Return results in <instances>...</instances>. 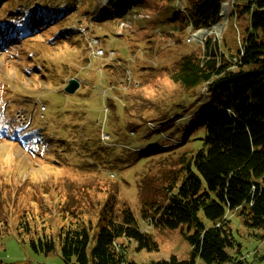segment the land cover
I'll return each mask as SVG.
<instances>
[{"label": "trees", "instance_id": "1", "mask_svg": "<svg viewBox=\"0 0 264 264\" xmlns=\"http://www.w3.org/2000/svg\"><path fill=\"white\" fill-rule=\"evenodd\" d=\"M94 1L80 0L81 4L77 5V0H10V6L16 9L18 2L20 6H34L35 12L48 15L55 22L53 31L57 35L70 19V6H79L77 10L81 15L89 14ZM174 1L115 0L114 5L121 16L135 6L136 12L154 13V19L144 17L139 24L147 21L155 29L161 22L185 31L190 23L200 28L221 20L223 0H187L188 17L181 18ZM234 6L236 15L233 13L230 26L238 25L239 34L242 29V46L239 47L237 39L235 48L232 46L228 36L232 32H229L223 40L207 38L202 53L194 50L184 55L167 73L178 88L159 110L151 111L155 103L142 101L138 94L126 97L125 92L117 90L118 96L114 97L121 99L128 112L129 97H134V105H139L136 116L162 122L156 123L157 127L146 137L161 133L158 128L170 133L176 123L188 120L190 114L188 117L182 114L180 106L204 105L195 120L188 124L190 130L183 139L186 142L189 136L190 139L201 138L200 148L188 146L180 151L177 150L179 145L169 148L155 162H150L140 184L142 219L152 227H187L183 230L192 244L191 256L180 259L172 255L150 264H199V258L208 264H245L244 258L230 250L237 248L239 252L240 244L227 215L229 210L243 216L245 226L260 231L257 235L264 238V0H235ZM170 10L173 15L163 19L162 14ZM101 13L99 20L113 18L111 9L106 8ZM243 16L248 17L244 25L240 24ZM178 21L179 26L175 24ZM60 32L68 35L70 31ZM40 33L25 36L24 46H29L28 42L37 45L36 42L44 39ZM234 36L235 33L233 40ZM76 42L72 41L71 47ZM204 97L205 100L199 102ZM109 105L110 109L118 111L115 100ZM179 129L180 126L176 130ZM4 159L5 156L1 161ZM4 162L7 164V159ZM0 168V241L15 222L19 236L24 241L30 236L36 252L51 253L60 244L66 264H134L128 257L129 246L121 241L122 238L137 241L139 248H158L152 233L140 226L130 204L120 205L117 191H113L103 204L102 201L83 204L82 212L89 217H81L76 225L61 230L58 236L39 230L23 208L15 209L17 198L22 188H28L30 199L41 204L42 211L51 210L52 206L45 209L43 204L53 199L46 197L51 193V183L43 181L41 187L38 177L36 182H30L29 175L21 178V175L12 174L3 163ZM85 198L83 194L82 201L85 202ZM188 230L192 232L187 233ZM0 264L46 263L0 259Z\"/></svg>", "mask_w": 264, "mask_h": 264}, {"label": "rangeland", "instance_id": "2", "mask_svg": "<svg viewBox=\"0 0 264 264\" xmlns=\"http://www.w3.org/2000/svg\"><path fill=\"white\" fill-rule=\"evenodd\" d=\"M178 1H174L173 5L175 8L178 6L187 15L185 1ZM94 2L92 13L84 14L83 17L87 16L85 20H79V23L73 25L75 28L81 29L80 33L83 31L79 36L83 43L82 47H71L64 42L56 44L58 38L53 43L56 45L49 50L46 48L47 43L38 44L39 48L34 50L36 53L39 50L40 53L35 59L27 56L28 52L22 48L23 45H20V42L12 48L11 53L0 50V80L6 81L15 90L20 91L27 88L30 91V103L24 102L23 105L28 115L37 104L39 106L38 100L46 104V113L48 114L46 131L52 133L49 135L51 139L49 150L42 153L43 156H50L42 166L31 162L33 159H30L21 150H16V156L10 153L15 152V149L12 144L0 136V164L8 166L7 170L10 173L18 175L28 173L27 179L30 178V182H36L37 177L52 179L50 182L52 184L50 186L51 193L46 194V197L51 196L53 199L43 203L45 209L52 206L51 210L42 211V205L30 199L31 193L28 188H22L19 191L18 204L15 209L20 206L28 213V217L33 218V224L39 230H45L51 235L58 236L61 230L76 225L75 222L81 217L88 216L82 212L83 204L88 202L90 205V201H94L95 204L102 201L101 204H103L113 191H117L120 205L127 202L132 206L140 226L152 233L158 245V248L153 250L146 247L139 248L137 241L122 238L121 241L129 246L130 261L134 264H150L154 260L170 258L172 255H176L180 259H188L191 256L192 244L183 230H187V227H152L148 221L142 219L140 184L148 172L150 162H155L160 158V155L169 151V148L175 147V144L182 142L177 147L178 151L184 150L188 146L200 148L201 138L190 139L189 136L186 142L183 139L190 130L188 124L195 120L204 105L199 103L195 108L180 106L182 114H187V117L190 114L188 120L176 123L170 133L158 128L161 133H164H154L151 137H146L145 135H148L154 124L162 122L148 121V118L136 116L139 113V105H134V97H129V112L124 108L121 99L114 97L115 94L118 96L117 90L121 93L125 92L126 97L130 94H138L142 101L146 99L155 103V107L151 111L159 110V106L164 105L166 100L172 96V92L178 88V85L167 73L184 55L194 50L202 53L206 39L208 37L217 39L219 32L213 30L203 36L196 31V36L194 29L191 32V38H188L187 31L175 30L167 22H161L156 29L151 27L147 21L140 25L139 22L149 16L135 10L126 13V17L117 18L118 16L115 15L114 19L101 22L93 17L99 13L101 4L109 8L113 0H95ZM231 2L232 0L229 2L230 15L233 12ZM70 8V15H72L74 14L72 11L76 10L77 6L73 5ZM183 13L179 15V18L184 15ZM151 15L148 19L155 18L154 13ZM172 15V10L166 11L162 14V18L167 19ZM247 21L248 17L243 16L240 19V24L244 25ZM88 24L90 25L88 26ZM175 24L179 26L180 22ZM230 25L231 18L227 21L223 31L224 36L232 32V35L228 34L232 46L235 48L236 39L239 47L242 46V29L239 34L238 25L235 26V22V27ZM90 29L96 33V36L101 37V44L107 49V52H110V49L116 50V53L112 54L113 56L107 52L103 56L93 55L90 53L91 49L85 48H89L87 37L90 36ZM50 33L47 30L41 35L47 36ZM234 33L235 40H233ZM219 40H223V38ZM40 58L45 60V69L49 73V77L42 80L29 72L26 73L28 69L32 72L35 71L32 65H35ZM66 69L69 73L72 69L75 74L68 75ZM22 73L23 78L20 75ZM71 77L79 79L81 84L74 94H68L63 89L69 84L68 81ZM64 79L66 80L62 82ZM114 100L118 106L119 119L113 111H109V104L114 103ZM204 100L205 97L199 102ZM145 110L146 112L150 111V109ZM22 116L26 115H20V117ZM4 121L5 128H7L6 119ZM41 121L46 122V115ZM130 122L136 125L130 124ZM140 123L143 124L139 127ZM179 126L180 129L177 131ZM11 130H14V127ZM132 131L136 132L133 134ZM28 133L33 135V132ZM60 139H67L68 145L60 143ZM75 142L80 145L81 150L69 146ZM150 145H156V148L151 150L152 153L142 154L150 150L147 148ZM91 153L96 154L97 168L84 171L85 164L83 162L90 160ZM4 156L9 160L18 159L14 163L6 164L4 162L6 159L1 161ZM146 157L148 160L145 163L143 159ZM134 161L135 163L131 165ZM36 162L39 164L42 161L36 159ZM70 163L72 170L67 167ZM65 176H70L69 181L73 179V182H68ZM22 181L23 179H21ZM117 186L120 190L116 188ZM83 194L86 197L85 202L81 199ZM88 212L91 211L88 210ZM9 215L11 216V212ZM227 215L231 220L237 242L240 244V253L237 248L230 249L231 252L239 258H244L245 264H264V238L257 235L260 231L245 226L243 216L237 212L229 210ZM201 216L209 223L203 213ZM13 220L16 218L14 217ZM16 226L17 224L14 222L11 225V231L0 241V259L6 262L31 260L35 263L66 264L60 244L51 253L36 252L31 245V237L29 236L27 241H24L19 236ZM189 232L192 230L187 231V233ZM198 263L208 264L202 258L198 259Z\"/></svg>", "mask_w": 264, "mask_h": 264}, {"label": "bare ground", "instance_id": "3", "mask_svg": "<svg viewBox=\"0 0 264 264\" xmlns=\"http://www.w3.org/2000/svg\"><path fill=\"white\" fill-rule=\"evenodd\" d=\"M229 2H230V0H226L224 2L221 22H219L217 25H215L213 27L203 29L201 31V34L203 36L207 35L208 33H210L213 30H215L217 32H223V30L225 29V27L227 25V20H228V17L230 16V12H231ZM34 11H36L34 8L26 10V12H28L29 15L34 13Z\"/></svg>", "mask_w": 264, "mask_h": 264}, {"label": "water", "instance_id": "4", "mask_svg": "<svg viewBox=\"0 0 264 264\" xmlns=\"http://www.w3.org/2000/svg\"><path fill=\"white\" fill-rule=\"evenodd\" d=\"M79 86V81L76 79L71 80V83L67 86V90L74 92L75 89Z\"/></svg>", "mask_w": 264, "mask_h": 264}]
</instances>
